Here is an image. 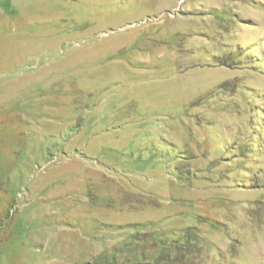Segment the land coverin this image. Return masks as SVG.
I'll use <instances>...</instances> for the list:
<instances>
[{"label": "rangeland", "instance_id": "rangeland-1", "mask_svg": "<svg viewBox=\"0 0 264 264\" xmlns=\"http://www.w3.org/2000/svg\"><path fill=\"white\" fill-rule=\"evenodd\" d=\"M193 227L264 264V0H0V264Z\"/></svg>", "mask_w": 264, "mask_h": 264}, {"label": "trees", "instance_id": "trees-1", "mask_svg": "<svg viewBox=\"0 0 264 264\" xmlns=\"http://www.w3.org/2000/svg\"><path fill=\"white\" fill-rule=\"evenodd\" d=\"M198 230L197 228H189L188 232L184 233L181 232V234L173 233L169 237L160 236L159 238H156L154 236H151L150 234H142L138 237H134L132 240L135 242L128 243V245L124 246V250L133 249L132 251L135 253L134 263L135 264H183L185 263L183 258L186 256V253H188V247L191 245H194V240H191L196 234ZM195 238V237H194ZM193 238V239H194ZM168 239H171V241L167 242ZM186 242V243H185ZM134 244L133 248H130V245ZM139 246H142L143 250L139 252V254H136L137 248ZM150 247L154 250H150ZM154 247V248H153ZM157 248V249H156ZM180 249H182L180 251ZM171 250H174L175 256L172 258V256L169 254ZM155 257V263H151L149 259L151 257ZM171 259L173 262L171 263ZM175 261V262H174ZM182 261V262H180ZM180 262V263H178ZM126 263H131V257L128 258Z\"/></svg>", "mask_w": 264, "mask_h": 264}]
</instances>
